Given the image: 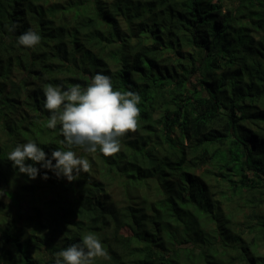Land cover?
I'll list each match as a JSON object with an SVG mask.
<instances>
[{
    "label": "trees",
    "instance_id": "16d2710c",
    "mask_svg": "<svg viewBox=\"0 0 264 264\" xmlns=\"http://www.w3.org/2000/svg\"><path fill=\"white\" fill-rule=\"evenodd\" d=\"M97 73L139 94V130L73 149L92 168L71 183L19 173L16 145L64 148L44 85ZM0 188V264H55L88 232L94 264H264V0H0Z\"/></svg>",
    "mask_w": 264,
    "mask_h": 264
},
{
    "label": "clouds",
    "instance_id": "9594fccd",
    "mask_svg": "<svg viewBox=\"0 0 264 264\" xmlns=\"http://www.w3.org/2000/svg\"><path fill=\"white\" fill-rule=\"evenodd\" d=\"M15 27L12 25L9 31H14ZM17 42L25 48H35L40 44L41 36L29 29L17 38ZM43 94L44 108L49 113L45 127L55 130L60 125L64 148L52 151L49 159L33 141L16 145L7 159L12 162L13 168L31 180H35L40 172L34 166L36 164L52 172L57 179L64 178L69 183L79 180L81 173L91 171L92 165L73 149L78 148L88 154L99 151L105 157H112L120 152L121 140L139 130V94L115 90L107 75L97 73L86 87L76 84L68 86L66 90L61 86L46 84ZM29 160L32 163L26 164ZM42 179L49 177L45 174ZM7 195L0 188V197ZM97 259H110L109 253L98 235L88 232L83 235L81 243L58 252L55 264H94Z\"/></svg>",
    "mask_w": 264,
    "mask_h": 264
},
{
    "label": "rangeland",
    "instance_id": "374dc122",
    "mask_svg": "<svg viewBox=\"0 0 264 264\" xmlns=\"http://www.w3.org/2000/svg\"><path fill=\"white\" fill-rule=\"evenodd\" d=\"M88 156H89V155H87V157H88ZM0 199L3 200V197H0ZM233 210H234L235 212H238L239 210H241V208H240V207H236V206H234V207H233ZM261 250L264 251V246L261 247Z\"/></svg>",
    "mask_w": 264,
    "mask_h": 264
}]
</instances>
